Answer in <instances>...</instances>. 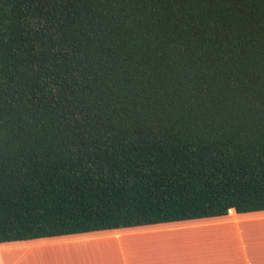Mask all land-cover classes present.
<instances>
[{
	"label": "trees",
	"instance_id": "16d2710c",
	"mask_svg": "<svg viewBox=\"0 0 264 264\" xmlns=\"http://www.w3.org/2000/svg\"><path fill=\"white\" fill-rule=\"evenodd\" d=\"M264 212V0H0V244Z\"/></svg>",
	"mask_w": 264,
	"mask_h": 264
},
{
	"label": "rangeland",
	"instance_id": "374dc122",
	"mask_svg": "<svg viewBox=\"0 0 264 264\" xmlns=\"http://www.w3.org/2000/svg\"><path fill=\"white\" fill-rule=\"evenodd\" d=\"M230 216L0 247L11 264H264V212Z\"/></svg>",
	"mask_w": 264,
	"mask_h": 264
},
{
	"label": "crops",
	"instance_id": "0c3cea01",
	"mask_svg": "<svg viewBox=\"0 0 264 264\" xmlns=\"http://www.w3.org/2000/svg\"><path fill=\"white\" fill-rule=\"evenodd\" d=\"M232 210V209H231ZM230 210V213H232V211ZM236 214V213H235ZM230 217H236V216H230ZM176 223H178V222H176ZM114 234H116V236L115 237H119V238H122V234H121V231L120 232H114ZM118 234H120V235H118ZM89 234H85V235H75V236H64V237H81V236H88ZM60 239L61 237H56V238H44V239H49V240H53V239ZM44 239H38V240H44ZM38 240H33V241H38ZM33 241H18V242H33ZM6 243H8V242H6ZM2 244H4V243H1L0 245H2ZM7 252H8V250H2V248L0 247V264H5V262L7 263V264H11L12 263V261H11V263H9V260L11 259V257L10 256H8V255H6L7 254ZM5 255H6V257H5ZM7 256H8V258H7ZM56 258H54V255L53 254H51L50 255V257L48 258V260H46L45 261V263L47 264L48 262L50 263V262H52V264H56ZM79 260V262L82 264V261L80 260V259H78Z\"/></svg>",
	"mask_w": 264,
	"mask_h": 264
},
{
	"label": "bare ground",
	"instance_id": "6f19581e",
	"mask_svg": "<svg viewBox=\"0 0 264 264\" xmlns=\"http://www.w3.org/2000/svg\"><path fill=\"white\" fill-rule=\"evenodd\" d=\"M231 211H232V215L236 213L234 209H232Z\"/></svg>",
	"mask_w": 264,
	"mask_h": 264
}]
</instances>
